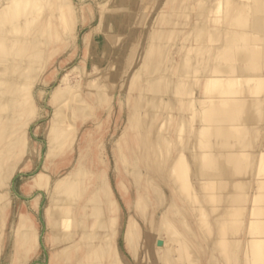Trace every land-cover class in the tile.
<instances>
[{"label":"rangeland","instance_id":"374dc122","mask_svg":"<svg viewBox=\"0 0 264 264\" xmlns=\"http://www.w3.org/2000/svg\"><path fill=\"white\" fill-rule=\"evenodd\" d=\"M53 1L27 0L24 3L25 6L22 11L29 7V19L31 21H28L30 23L24 26L29 32L37 28L35 31H39L38 33L40 34L43 24L40 26V21L47 14L52 15L51 23L46 19L47 16L45 18L48 20L46 21L48 22L46 26H49L47 27L48 29L45 28L44 23L43 32L46 33V38L48 37L47 42L45 40L44 43L41 42L45 35L39 42V38L43 33L40 34L39 38L35 35L34 39H32L33 42L29 40L31 39L30 37L28 41L32 43L20 44V48L15 49L10 58V61L16 64H20L22 59H30V66L37 67L27 70L26 76H28L27 80H31L29 81L30 83L33 82L31 84L32 88H36L38 110L36 115L33 113L31 116L27 140L23 141L17 136V133L21 130L19 127H15L12 131L9 130L8 133L5 130L0 139V145L13 148L14 153V155H10L9 164L6 165L9 166L6 177L3 176L5 173L4 167L0 168V197L3 192L6 193L4 197L0 198V205L7 200L9 201L6 211L0 214V264H49L50 262L51 264L52 262L53 264H74L77 258H80V261L83 260V263L89 260L87 264H93L95 260L99 262L100 254H102L100 251L105 253V251L110 250L118 252V257H114L118 264H164L165 260L168 263L171 262L170 264H175L172 258L175 257L174 252H178L175 249H179L181 246L179 245L180 242L185 241L184 239L189 238L191 234H208L210 231L202 228L203 225L207 227L208 223L206 224L202 220L206 219L205 221H208L210 219L213 222V218L217 215L214 209L219 207L222 201H220L219 197H216L207 203L201 197L191 196L193 189L194 195L197 192L201 194L206 191L205 188H202V180H198L202 165L200 145L205 147L212 145V142L217 137L212 132L213 125L219 123V121L208 117L207 121L204 122L206 128L204 137L199 132V135H194L185 144L189 130H195L197 125H201L202 117L199 107H202V104L200 106L199 101L196 100V104L199 107L196 119L193 121L191 118H187L181 122L175 117L162 120L161 114L165 110L168 114H175L181 107L182 94L175 93L174 96L172 92L173 81L177 78L179 72L191 66L193 64L192 58H195L198 71L195 75L207 74L208 68L204 72V67L209 64L208 58H212L209 46L219 44V41L209 39L208 48L203 47L202 49L200 45V47L194 49L191 46L185 47L189 41L185 43L186 39L184 38L193 30L195 22L205 21L209 24L214 18L222 17L226 9L230 7L232 0H217L214 4H209L210 0H200L198 3L196 2L197 0H70L72 6L75 5L73 8L74 14L71 17L67 16V12H59V9L55 8L54 11L55 5ZM48 2L51 4L49 3V5ZM104 2L105 4H103ZM199 2H201L200 5H198ZM51 8H53L52 11ZM48 11L51 13L54 11V13L51 14ZM162 12L170 18L169 25L172 20L176 21L172 37L165 45L166 53L169 54L167 58H165V53L157 57L155 55L156 46L162 43L164 34L160 38L158 32V35L153 37L157 27H160L159 23L155 21L161 17ZM244 15L245 13H242L240 16L244 17ZM58 17L63 20L65 18V24L64 21L60 22L62 27L66 23H71L75 27L77 38L74 47L71 49L70 47H65V34L61 30L60 33V25L57 24V26L53 27V21L55 22ZM99 21H101V24H98ZM49 23L54 30H51ZM154 23L157 24L156 27ZM219 23L215 25L222 24L221 22ZM171 25L174 26L173 23ZM10 29L13 31L12 28ZM17 29V33L20 35L22 29ZM46 29L49 31H46ZM50 30L52 33H50ZM91 32L93 37L91 36L90 45H92V48L89 51L91 55H89L88 47L84 45V37ZM14 33L15 31L12 34ZM35 37L38 38V42H35L37 40ZM182 43H185V45ZM253 43L260 45L259 47L263 45V41L258 39H255ZM98 45L103 47L99 49ZM214 50L218 49L215 48ZM197 51L199 52L197 53ZM205 51L208 52L209 56L201 54V52ZM208 54L206 53V55ZM224 59L220 57L217 60L219 65L223 63L221 60ZM44 61L47 62V65L41 67L40 63ZM162 63H164V66L161 70L150 75L148 67L154 66L156 68L157 65ZM63 77L66 78L62 85L66 87L65 84L69 82L78 95L66 101L65 99L67 98L58 99L59 103L51 101L49 98L50 92ZM167 78L169 81H165ZM154 79L157 81L154 87L155 90L157 89V94L154 102L147 107L142 103L141 96L147 90L149 80L152 81ZM92 81H95V83L100 82L103 85L104 98L102 100L96 99L93 91L88 92L89 84L90 82L93 83ZM194 82L197 95L199 97L204 95L201 79L199 83L197 79ZM191 84H193L192 81ZM31 85L29 88H31ZM41 87H44L45 91L44 95L39 97L38 90ZM259 89L263 92L264 78L260 81ZM183 95L187 96L189 94L185 93ZM76 96L78 98H81V96L87 97L90 106L79 108L72 116L73 110L80 105ZM147 111H149V115ZM55 114L57 122L54 126L51 119ZM210 115L211 112L208 116ZM243 120L249 121L248 118ZM147 122L151 124V126L147 127L149 129L145 128L148 133H159L161 131L164 134L163 141L154 146L157 150L154 156L155 169L158 172L157 176L155 173L153 174L150 182L146 180L149 170L143 164L141 158V154L144 151L142 145L149 139L144 140L141 136L142 129H144L143 127L146 126ZM241 122L239 121L238 123ZM249 123L252 131L248 133L247 137L252 143V140L256 139V130H253L252 127L255 124H264V115L262 118L253 117ZM261 127L263 128L264 126L261 125ZM77 136L78 140L74 142L73 140L74 138L77 139ZM262 138L263 134L259 136V139ZM50 139L62 144L60 145L62 148H59L52 158L46 160L45 155ZM23 142L27 144L24 148L22 146ZM15 151L18 152V155L15 154ZM3 161L4 159L0 158V165L2 163L5 164ZM224 162L217 164L214 169L205 168L203 177L218 173L219 168L223 169ZM226 162L228 164V160ZM255 162L254 168L256 167L257 170L264 169V165L255 164ZM189 164L192 167V173L189 170ZM44 165H47L45 171L47 179L45 178L46 180L36 185L32 180V176L41 171ZM249 166L250 164H240L237 166L238 173L246 171ZM187 169L190 173H188ZM73 170L76 171L75 178L72 179L73 176H70L72 178L69 181L66 180V183L60 182L58 187L61 186V188L57 187L56 191L55 187L58 181L55 180H58L61 176L64 177L63 175ZM191 176L194 178L196 188H192L190 185V182L191 184L193 182L190 179ZM5 181L11 182L9 185H5ZM109 183L111 185H108ZM228 185L231 186L228 183L226 189L229 188ZM248 185L251 184H245V186ZM96 188L98 192L95 190ZM202 189H205L204 192ZM112 190L113 196L110 197L109 194ZM209 191L212 193V191L216 190L213 188L209 189ZM37 195H40L37 197L38 199L35 198ZM91 196L94 200L91 199L88 205L89 208H87L88 210L86 209L87 214L89 212L88 216L81 210L79 217L84 214L89 223L86 222L89 225V231L96 233V235L98 230L104 233L101 225L105 223L107 218L109 222L112 221V229H110L109 237L105 238L104 247L102 245V247L94 248L95 253H99L96 256L92 247L89 246L88 252H90V249L93 251L90 253V258L87 256L88 252H86V249H88L86 248L87 245H84V247L82 244H79L80 248L77 247L79 251L75 247L59 254L62 251L60 246L70 244L65 241L67 240L65 238L73 234L70 231L75 228L77 230V227L74 228V221H70V216L73 214L70 211L75 208L73 211L75 215L76 209L80 208L87 200V197ZM253 197L251 203L255 206L249 205L250 201L248 200H251L249 197H246L245 201L242 198L238 199L233 206L237 210L240 207H244L249 214L253 207V211L259 214L262 209L261 205H264V197H258L257 195ZM54 200L57 202H55V205L53 203L55 208L52 211L55 209L54 212L56 213L53 212L48 217L46 208ZM202 205H204V208ZM71 207L74 208L71 210ZM59 208L62 210L60 211ZM165 208L169 209L167 217L159 224L153 223V219L158 215L161 216V211ZM201 208L207 212L203 213ZM110 209H113L112 217ZM195 209H199L198 211L200 212ZM21 212L28 216L29 223L33 224L39 234H41V242L34 244V248H31L33 245L29 247L28 251H25L23 247L21 249L24 251L20 249L18 253L16 252L18 245L16 240L17 238L19 239L21 234L19 231L21 230L16 231L15 226ZM130 214L132 215L130 216ZM241 216L239 214L234 215L235 218ZM81 220L80 218L78 219L77 225L79 227H81L79 224L82 223ZM129 222L133 223L132 227L135 232L131 238L127 239L126 229ZM198 227L200 228L199 230ZM61 232L63 233L62 237ZM93 233H89V235H94ZM213 233L215 234L216 231H212ZM34 234L33 231H30L26 238L30 235V238L32 237L31 239H33ZM71 237L69 239L74 240V237ZM88 238L93 243L98 239V237L96 239L93 236ZM244 239L246 238L241 240V245L235 244L236 247L240 245L239 249L237 250L236 248L235 250L242 251V247L244 249L246 247L247 251H243L245 255L248 254L249 256L250 252L248 250H250V246H247L248 241L246 239L245 242ZM89 240H87V244L93 245V243H88ZM72 241L69 240V242ZM156 242V247H154ZM83 244L86 243L84 242ZM201 244L204 245L205 243L202 241ZM157 248L159 249L157 252L160 251L159 255L156 254ZM259 248L261 250L264 249V247L263 249ZM31 249L33 250L31 251ZM166 249H170L171 252L168 251L167 253ZM192 249L191 259L187 258L189 261L187 262L186 260L185 263L191 264L190 260L194 259L195 264H203L214 257V253H206L201 249L200 245H196ZM252 249L254 250V248ZM260 249L257 250L260 251ZM149 251L152 262L148 259ZM26 252H28L27 259ZM217 252L218 250L215 249V256ZM20 256L24 258L25 262L21 261ZM158 256H161L160 262L158 261V259L160 260ZM178 257L180 258L179 254ZM220 257L225 259L223 253H221ZM101 258L100 263L104 262L105 264V254Z\"/></svg>","mask_w":264,"mask_h":264},{"label":"bare ground","instance_id":"6f19581e","mask_svg":"<svg viewBox=\"0 0 264 264\" xmlns=\"http://www.w3.org/2000/svg\"><path fill=\"white\" fill-rule=\"evenodd\" d=\"M198 1L200 0H197L196 2L198 3ZM215 1L217 2V0H210L208 3L214 4ZM26 2L27 0H0V139H1L2 133L5 130H7V133H8L9 130L12 131V129H14L15 127L17 128L19 127L21 128V130L19 133H17L18 134L17 136L20 139H23V141L25 139L27 140V137L29 134V125L31 121L30 119L32 118L31 116L33 113H35L36 115L37 110H38L37 109L38 106L36 104V101H37L36 88H32L31 84L33 82L30 83L29 81L31 80H27L28 76H26L27 70L35 69L37 67L30 66L29 64L31 62V61L29 62L30 59H26V60L22 59L21 60L22 62L20 64H16V63H12L10 61V58H11V54L13 53V51L15 49L20 48L19 47L20 44H25V43L31 44L33 42L32 39H34L35 35L39 38L41 36L40 34L43 33L41 36L42 38L41 37L39 38V42L44 37L46 38V35H45L46 33L43 32L44 23H45V28L49 27L48 25L46 26V24L50 22L52 15L47 14L46 15L47 18L45 16L40 21L39 23L40 26L43 23L41 26L40 34L38 33L39 31H35L37 28H34L32 29L33 31L29 32L24 27L25 24L30 23L28 21H31L29 19V7L25 11H22V8L25 6L24 3ZM50 2H48V4ZM53 2L55 5L54 6L52 3V5L54 6V11L56 8L57 10L59 9L58 11L61 13L63 11L67 12L68 17L73 16L74 14L73 8L75 5L73 4L74 6H72V3L70 0H54ZM105 2L103 4H105ZM230 3H231V5H229L230 7L226 9L222 17L219 16L218 19L214 18L213 20L210 21L209 24L208 22H205V21H197L194 24L193 30L189 32L188 35L186 34L187 36L186 38H184L186 39L184 42L186 43V41H189V43H187L186 45L185 43H182L183 45H185V47L191 46L192 48L195 49L197 47H200L201 45L202 49L203 47L208 48L209 39H214V41H219V44L215 46L214 45L209 46L210 48L209 52L212 55V58L211 57L208 58L209 64L204 67V72L208 68L207 74L195 75L198 72L197 64H195V62L197 61L195 58H192L193 64L191 66L179 72V74L177 75V78L174 79L173 81L174 87H172L173 89L172 92L174 93L173 94L174 96H175V93L182 94L181 107L179 108V111L175 114H168L166 110L165 112L163 111V113L161 114L162 120L175 117L176 119H179V121L181 122L182 120L184 121L187 118H191V120L193 121L196 119L197 109L199 107V105L196 104V100L199 101L200 106L202 104V107H199L201 111L199 112L202 117L201 125H197V128L195 130L194 129L189 130L188 138L186 139L185 144H187V142L191 140V138L194 135H199V132H200V135L204 137L205 131H206L204 122L207 121L208 117L215 118L216 121H219V123L213 125L212 132L217 137L215 138V141L212 142V145L208 147L200 145L201 147L200 151L202 152V165L199 171L200 175L198 176V180H202V185H203L202 188H205L206 191L204 192L205 189H202L204 193L199 194L197 192V194L194 195L195 193H193L194 191L193 189L191 192V196L201 197V199H203L207 203H209V201H211L213 198H216V197H219L220 201L221 200L222 201L220 203V206L214 209V212H217V215L215 216V218H213V222L212 220L210 221V219L208 220L211 224L208 221H205L206 219L204 221L202 220V222L204 223L206 222V224L208 223L210 225L209 226L207 224V227H204V225L203 226L201 225L202 228L208 229L211 233L209 232L208 234H201V233L191 234L189 238L184 239L185 241L180 242V244L178 243L181 246L179 247L178 250L175 249V251H178L177 253L174 252L175 257L177 259L175 257L172 258L173 261H175L174 262L175 264H190V263H185V262L187 258L191 259L190 254L193 253L192 247H195L196 245H200L201 249L205 251L206 253H211V254L214 253L213 254L214 257L208 260L207 263L202 262L203 264H264V249H263L264 247L263 246L264 245V205H261L262 209L261 211H259V214L253 211L254 210L253 207L251 208L252 211L249 214L246 208L240 207L237 210V208L233 206L235 201H238V199H241V198L242 200L245 201V199H247L246 197H249L251 199V200H248L250 201L249 205L255 206L251 203V201L254 198L253 196L257 195L258 197L259 196L264 197V192H263L264 191V169L257 170L256 167L254 168L255 161H256L255 164L264 165V127L263 128L261 127V125L264 126V124L253 125L252 127L253 130H256L255 132L256 139L252 140V143L250 139H248L247 137L248 133H251L252 131L250 128L249 121L255 116H257L258 118H262L264 115V89H263V92L260 91L259 89L260 81L264 78V0H252L250 2L248 0H232ZM200 4L201 2H199L198 5ZM250 4H252L251 9L249 8ZM52 10L53 8H51V11ZM54 11L52 13H54ZM49 12L50 11H48V13ZM163 12L165 13V11ZM170 12H171V9H170ZM242 13H245L244 17L240 16ZM162 14H161V17L158 16L159 18L155 21L156 23L158 22L160 25V27H157V31L155 28L157 24L154 23L156 25L155 27L153 26L156 31L153 34V37L155 35H158V32H159L160 38L162 34H164L162 43L156 46L155 55L157 57L161 55L162 53H165L166 54L165 58H167L169 54L166 53L165 45L170 41V38L172 37V33L174 32L175 27H176L175 26L176 21L174 22L172 20L171 24L173 23L174 26L171 24L170 26L169 25L170 18L167 17L168 15L165 16L166 14L165 15L164 14L162 15ZM45 18L48 19L49 21L46 20ZM58 18H56L57 20H55V22L53 21V27L57 26V24L60 25L59 31L61 30L65 34L64 35L65 36L64 43L66 44L65 47H70L71 49L72 47H74L76 43V38H77L75 27L71 23L70 24L66 23V25H63L64 27H62L61 23L64 21V24H65V18L64 20L60 18L58 19ZM219 22H221L222 24L218 26L215 25L216 23L218 24ZM50 23L49 25H51ZM98 24H101V21H99ZM161 24H163V26H161ZM97 26H100V25H97ZM50 27L52 28V25ZM10 28H12L13 31H15L14 34H12L13 31ZM17 28L22 29V33L20 35H18L17 33L18 32ZM47 29L46 31H49ZM51 30H54V29L52 28ZM51 30H50V33H52ZM92 32L84 37V45L88 47L87 50H88L89 55H91L89 51L92 48V45H90ZM28 34H30L29 37H28ZM30 37L31 39L29 40H32L31 43H29L28 41V38ZM37 37H35V39H37L36 41L34 40L35 42H38ZM45 38L41 42L44 43V40L46 41L48 37L46 39ZM255 39L263 41L262 47H259L260 45H256L253 43ZM102 47H103L102 45H98L99 49ZM215 48H217L218 50H214ZM198 52L199 51H197V53ZM205 52L208 54L207 51ZM205 52L203 53L201 52V54H203L204 56H209V54L206 55ZM220 57L221 59L225 58L224 60H221V62H223L221 65H219V63L217 62V60H219ZM44 65H47L46 61L40 63L41 67H43ZM163 66H164V63L157 65L156 68L154 66L152 67L149 66L148 68L150 71V75H152L153 73L159 72ZM65 78L66 77H63L62 79H60L59 83L50 92L49 98L51 101L58 102V99L67 98L65 99L66 101V100H70L71 98H74L75 95H78L76 94L77 92L73 90L74 87L71 86L69 82L65 84L66 87L62 85L65 82L64 80ZM168 78L165 81L167 80L169 81L170 78L169 79ZM195 78L197 79L198 83L200 79H201V83L203 82L201 87H203L202 91L204 92V95H201L200 97L195 92V88H196V84L194 82L196 80ZM191 81L193 82V84H191ZM92 82L93 83L90 82L89 84L90 87H88L89 91L88 90L87 91L89 93L93 91L96 99L102 100L104 98L103 85L100 82H97V83H95V81H92ZM156 82L157 81L155 79L152 81L149 80L147 90L143 92V95L141 94L142 101H143L142 103L146 105L147 107H149V105H151L154 102V98L157 94V91H156L157 89L155 90L154 88L156 85L155 84ZM30 85H31V88H29ZM255 89L257 90L255 91ZM38 91H39L38 93L39 97H41L44 95L45 88L41 87ZM185 93L189 95L184 96L183 94ZM76 98L78 99L77 102L80 105L79 107L75 108L76 110L75 109L73 110L74 112L71 113L72 116L75 114V111L79 110V108L90 106V103L87 97L81 96V98H78L76 96ZM148 112L149 111H147V113ZM210 112H211V115L208 116ZM247 118L249 119L248 122L243 120V119L247 120ZM51 121H53V125L55 126V123L57 122L56 114L55 116H53ZM239 121H242V122L238 123ZM149 126H151V124L150 122H147L146 126L143 127L144 129H142V135H141L144 140H147V138H149L148 141H146L145 144L142 145V147H144L143 148L144 151L141 154L143 164H145V166L149 170V174L146 175L147 176L146 180L148 182L151 181L154 173L157 176L158 170L155 169L156 163L154 161L155 152H157V150L155 149L154 146L155 144L157 145L160 141H163V136H164L163 132L161 131L159 133L157 132L148 133L146 129H149L147 128ZM261 134H263V138L259 139V136ZM78 136H77V139L74 138L73 140L74 142H77ZM64 144L66 143L64 142ZM60 145L62 144L56 143V140H53V139L49 140V145L47 147V152L45 155L46 160H49L50 158H52L57 153L59 148H62V146ZM22 146L24 148L27 146V144L23 142ZM12 149L13 148L11 147H3L2 145H0V158H3L4 159L3 162H5V164L2 163L0 165V168L4 167L5 173L3 176L5 177L7 175V172H8L7 170L9 168V166H6V165L9 164L10 155L11 154L14 155ZM15 154L18 155V152L15 151ZM227 160H228V164L226 162ZM222 162H224V167L223 169L219 168L218 173L214 175H206L203 177V171H205V168L214 169V167L217 164L222 163ZM243 163L250 164V166L246 171L238 173L237 166ZM46 168H47V165H44L41 171L37 172L35 175L32 176V180L34 181L36 185H39L40 183H42L44 180L47 179L46 178L47 173L45 172ZM75 170H73L72 172L70 171L67 172L65 174L66 176L63 175L64 177L62 176L59 178L57 177L58 180H55V181H58V183L56 182L57 184L55 187L56 191L58 188H61V186L58 187L60 182L66 183L72 178L70 176H73L72 179L75 178L76 171H77ZM189 170L192 173L191 165L189 166ZM189 170H188V173H190ZM190 179H192L193 181L192 184L190 182L191 187L196 188L194 185V178H192L191 176ZM10 182L11 181H8V182L5 181L4 183L5 185H9ZM228 183L231 186L228 185L229 188L226 189L227 188L226 186ZM245 184H251V185L245 186ZM108 185H111V184L109 183ZM213 188L216 191H212L211 193L209 189H213ZM95 190H97V188ZM258 190L259 192H257ZM260 190H261V193H260ZM4 195H6L5 192L2 193L0 198L4 197ZM109 195L110 197L113 196V190L111 191ZM39 196L37 195L35 198L38 199L37 197ZM91 199L94 200L92 196L87 197V200L85 201V203L80 208L77 207L78 209H76L77 212L75 215L73 211L75 209L74 207L76 206L74 205L73 207L74 209L71 207V210L73 209L72 211H70L69 209L70 213H73L71 215L68 212L72 216V217L70 216V221H74L73 222L75 223L74 228L77 227V230L75 228L70 231L73 234L69 233L70 236L65 238L67 239L65 240L66 243H70V244L67 245L64 243L65 245L60 246L62 247V251L59 254L69 251L70 249L75 248V247H76L75 249L78 250L77 247L80 248L79 244H82L83 246L87 245L86 248L88 249H86V252H88L89 246L92 247V250L94 252L90 249V252H88L89 254L87 253V256L90 258L91 252H93L94 255L96 254V256L97 254H99V253H95L94 248L102 247V245L104 247L105 238L109 237L110 229H112L111 227L112 221L109 222L107 218L105 223L101 225L103 227L102 229H104V233L98 230V232L96 231L97 235L96 233H93V232L92 233L94 235H89V233L90 234L92 233L88 229L89 223L87 222L84 214H87L86 211L88 210L87 208H89L88 205H89V202H91ZM55 200L51 201V203L46 208V215L48 217H50L55 211V209L54 211H52V209L55 208L54 207V205L56 204L55 202H57ZM8 202L9 201L7 200L6 202L0 205V214H3L6 211ZM202 207L204 208V205H202ZM61 208H59L60 211L62 210ZM203 208L201 209L203 210ZM81 210L84 211V214L79 217V212ZM110 211H111L110 214L113 213L112 212L113 209H110ZM168 211L169 209H166V208L163 209L161 211V216L158 215L155 219H153V223L159 224L165 217H167ZM205 212L207 211L203 210V213ZM237 214L242 215V216L235 218L234 215H237ZM131 215L132 214H130V216ZM18 217L19 219L15 226V229L16 231L21 230L19 232L22 234V235L20 234V237L18 234L19 239L17 238L16 240L18 244L16 248V252L19 253V250L23 247L25 251H28L29 250L28 248L31 247L32 245L33 247L31 248H34V244L39 243L41 234H39L38 230L33 226V224L29 223L28 221L29 218L28 216H26L24 212H21ZM111 217H112V214H111ZM79 218L82 219L81 220L82 223H79L81 227L77 225V223L79 222L78 221ZM86 222L88 224H86ZM132 224L133 223L131 222L127 224V229H126L127 239L129 237L131 238L133 236V233L135 232V229L132 227ZM199 227H198V230L200 229ZM256 229H259V230H256ZM211 230L212 231L215 230L217 234L216 233L212 234ZM30 231H33L35 233L33 239H31L32 237L30 238V235L26 238V235L30 233ZM62 232H61V237L63 236ZM71 236L74 237V240L71 239L72 238ZM87 236L90 238L93 236L96 239L98 237V239L97 241L95 240V242L93 243V242H90ZM69 237L71 238L69 239ZM243 238L247 239L248 241L247 246H250L249 247L250 250H248L250 252L249 256L248 254L247 255L244 254L245 252L243 250L247 251L246 247L245 249L244 247H242L243 248L242 251H237L239 249L238 247H240L241 245L240 243ZM68 239L70 241L72 240L73 241L69 242ZM246 239H244V241ZM0 240H1V237H0ZM87 240H89L88 241L89 244L93 243V245H88ZM202 241L205 243L204 245L201 244ZM84 242L86 244H83ZM243 242H242V245H243ZM155 244H157V242L154 243V247H156ZM235 244L237 245L240 244V245L236 247ZM256 246L261 247L263 250H261L259 247L257 248ZM251 247L254 248V250ZM236 248L237 250H235ZM256 248L260 249V251L257 250ZM215 249L218 250L216 256H215ZM21 250L24 251L23 249ZM32 250L33 249H31V251ZM158 250L159 249L157 248L156 252ZM31 251H29V253H31ZM166 251L167 253L168 251L171 252L170 249L169 250L166 249ZM159 252H157L156 254L159 255L158 254ZM27 253L28 252H26L25 254L26 259H27ZM100 253H102L100 254L101 255L100 259H102L101 257H103L105 254V258H106L105 264H118V262L114 260V257L115 258L118 257L117 251L110 250V251H105V253L100 251ZM221 253L224 254L225 259L220 257ZM20 254L22 255L21 251H20ZM148 254H149V258L148 257L147 258L152 262L150 251ZM178 254L180 258L178 257ZM25 255L23 254L24 257ZM20 257H21V261L23 260V262H25L24 258H22V256ZM100 259H99V262H96L95 260L93 264L100 263L101 262ZM189 259L187 260V262L189 261ZM158 261L160 262L161 258L160 260L158 259ZM85 262L83 263V260L80 261V258H77L74 264H87L89 260L88 262L87 261ZM190 262L195 264L194 259L192 261L190 260ZM102 263L104 264V262ZM170 263H168V261L165 260L164 264H170ZM49 264H51V262Z\"/></svg>","mask_w":264,"mask_h":264}]
</instances>
